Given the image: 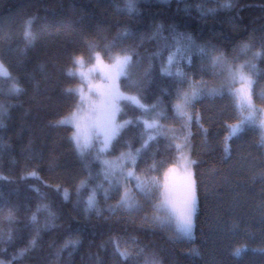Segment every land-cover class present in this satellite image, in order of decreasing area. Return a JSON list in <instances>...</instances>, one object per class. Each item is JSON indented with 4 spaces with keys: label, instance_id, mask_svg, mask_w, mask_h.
Wrapping results in <instances>:
<instances>
[{
    "label": "trees",
    "instance_id": "obj_1",
    "mask_svg": "<svg viewBox=\"0 0 264 264\" xmlns=\"http://www.w3.org/2000/svg\"><path fill=\"white\" fill-rule=\"evenodd\" d=\"M128 3L0 0V61L14 78L0 76V261L145 264L155 258L159 264H264V179L259 175L264 171V147L260 145L264 132L259 120L245 125L229 142L230 154H225L227 125L239 123L242 114L228 93L227 72L213 66L211 60L222 54L235 67L251 56L249 52L235 58L241 45L264 51V0H131V12ZM226 3L232 7H222ZM29 20L34 37L30 42L24 35ZM178 49L184 56L179 64L174 58L172 72L179 68L186 74L183 80L163 72L167 56ZM126 50H131L135 84L129 86L122 77L121 90L139 96L149 108L144 112L122 103L119 120L131 123L114 138L109 153L115 157L141 149L149 135L143 121L163 113L158 117L162 134H156L141 151L136 176L163 181L164 172L177 163L180 153L176 145L190 153L196 161L193 172L198 197L192 239L182 238L172 225L162 227L154 222L153 216L159 214L153 209L158 194L154 190L150 198L141 196L132 180L130 190L140 205L138 211L129 214L118 208L110 213L109 206L117 205L122 194L114 189H109L107 200L102 191L97 192L99 215L83 211L91 187L108 183L103 171L100 179L95 175L100 169L95 149L81 157L71 140L72 127L58 125L79 103L75 91L67 89L83 83L68 72L74 68V56L82 55L89 65L94 62V52L110 60ZM254 63V69L246 66L244 71L254 81L255 108L264 110V57ZM13 83L23 91L13 92ZM190 85L224 87L222 94L205 92L189 107L200 122L193 119L188 136L174 105L179 102L178 92L190 91ZM232 87L238 88V82ZM81 180L88 183L78 197ZM64 189L69 193L67 200ZM33 239L34 247L30 246ZM117 245L120 251L127 250L126 261L116 255ZM238 248L242 251L237 256ZM24 249L25 254L19 256ZM194 250L199 254H192ZM13 256L17 258L13 260Z\"/></svg>",
    "mask_w": 264,
    "mask_h": 264
},
{
    "label": "snow or ice",
    "instance_id": "obj_2",
    "mask_svg": "<svg viewBox=\"0 0 264 264\" xmlns=\"http://www.w3.org/2000/svg\"><path fill=\"white\" fill-rule=\"evenodd\" d=\"M127 10L129 12L134 10V4H127ZM222 7L230 9L231 3H226ZM127 35V33H124ZM25 38L29 42L34 38L32 34V21L27 22L25 32ZM190 46L192 45L191 38H189ZM264 47V45H262ZM94 50V49H93ZM131 50H126L122 54H117L110 57L111 63L105 64L101 58L99 52H94V63L90 68L85 70V60L82 55L74 56L73 65L74 68L70 69L68 75H78L82 82H86V89L84 87H78L76 89L69 88L68 92H73L79 96V103L76 105L75 110L69 115L58 121V125H70L73 129L71 140L75 146V149L81 157H84L89 150L93 147V142L98 141L99 147L96 149V160L99 161L103 169V177L105 182L108 183L109 189H114L117 194H120L121 188H123L122 194H120L119 203L115 206H109L108 211L115 213L118 208H123L126 212L131 214L138 211L140 205L136 200L135 195L130 191L123 181L134 180L136 192L145 198H150L153 191L158 194V200L153 204V209L156 213H163V215L156 214L153 216V221L160 226H166L172 222H175L177 226V232L182 238L192 239L194 230V218L197 213L198 197L196 194V181L194 179L193 165L196 164L195 160H192L187 153L182 150L181 145L177 144L176 148L179 151L177 157V163L169 167L163 176V181L156 177L148 179H142L136 176L134 173V167L136 165L137 158L139 157L143 148L147 147L148 141L155 139L156 134L159 133L161 126L157 120H153L151 123L148 120H144L143 124L145 130H151L152 134L148 135L147 140L142 144L141 149H136L135 152L131 150L126 153H121L120 157L116 160L103 159V155L107 152L111 142L119 133L120 129L124 127V124H130V120H125L124 124L117 122V115L122 111V103L132 104L136 108L147 112L149 106L143 103L139 96L129 95L121 91L120 80L123 77L129 86L134 85L135 81L131 79V69L133 67V58L130 54ZM203 54V50L201 49ZM251 52V56L241 64L235 67L227 60L223 55L212 56L211 60L213 66L222 67L228 74L227 88L229 95L233 96L237 101V107L241 110L242 119L237 125H227L228 135L224 138L223 150L226 155L231 152L230 141L244 131L245 125L256 124L259 118V128L264 132V110H260L259 117L257 116V110L252 102V85L254 81L251 76L245 74V67L255 68L254 61L256 59L264 57V51L254 52L251 50L249 44H243L239 47V53L235 56L236 59L240 55H247ZM184 54L178 49L176 53L169 54L167 56V65L163 68V72L166 75H175L182 80L186 79V74L177 68L175 73L172 72V66L174 58L176 63L183 59ZM191 61H189V64ZM98 73L94 79L92 73ZM0 76H4L8 79H14L9 73L6 66L0 62ZM236 82H239V88H233ZM207 89L205 87H193L190 85V91L178 92L179 102L174 105V111L176 116L184 121V127L188 129L187 135H191V125L193 119L199 124L200 117L188 111L189 107L202 95L207 92L209 95H216L218 91L222 94V88ZM12 91L20 93L23 91L17 83H13ZM153 108L156 106L153 105ZM247 115H243L244 112ZM162 112H157L156 117L162 116ZM202 127V126H201ZM204 134L207 135V130L204 129ZM187 139V136L185 137ZM260 145L264 147V135L260 138ZM129 148L131 146L129 145ZM131 165V167H128ZM87 168V163L85 164ZM155 168V164L153 165ZM35 177L36 173H30ZM91 178V173H89ZM260 178L264 179V171L260 174ZM3 178V177H0ZM87 181L81 180L77 185V196L79 197L81 189L87 186ZM109 189H105L102 183H97L91 187L90 194L87 199L83 201L82 207L85 213L96 212L100 214L101 210L98 207L96 194L102 191L104 199L109 198ZM69 193L67 189L63 190V197L68 199ZM78 203L80 201L78 200ZM45 211L49 216H53V213L47 205H43ZM40 209L38 208L37 211ZM37 217L32 215L31 220L35 224ZM44 227H48L46 222ZM39 235V228H37V236ZM11 240V236L8 237ZM36 240L30 241V246L34 247ZM26 249L21 250L18 255L23 256ZM143 252V249L139 250ZM241 249L235 250V255H240ZM194 255H198V251L194 250ZM116 255L122 260L128 259L127 250L120 251L119 245L116 246ZM17 257L13 256V260ZM0 264H4V261H0ZM145 264H159V261L155 258L147 259Z\"/></svg>",
    "mask_w": 264,
    "mask_h": 264
},
{
    "label": "rangeland",
    "instance_id": "obj_3",
    "mask_svg": "<svg viewBox=\"0 0 264 264\" xmlns=\"http://www.w3.org/2000/svg\"><path fill=\"white\" fill-rule=\"evenodd\" d=\"M101 58H102V60L104 61V63L105 64H108V63H111V60H106V59H104L102 56H101ZM1 62V61H0ZM94 63V62H93ZM93 63H91V64H89V65H86V68H85V70H87V68H90L91 66H92V64ZM7 68V67H6ZM73 69V68H72ZM245 74H247V75H249L247 72H245ZM97 75H98V73H96V72H93L92 73V76H93V78L95 79L96 77H97ZM78 87H84L85 88V90H87L86 89V82H83V83H81V84H79L77 87H75V89L76 88H78ZM240 87V84H239V82H238V88ZM122 91V90H121ZM130 95V94H129ZM121 107H122V105H121ZM256 110H257V116L259 117V115H260V110L258 109V108H256ZM70 115V114H69ZM69 115H66V116H69ZM156 115V114H155ZM245 115H247V112H246V114ZM65 116V117H66ZM64 118V117H63ZM62 119V118H61ZM146 120H148L150 123L154 120H151V119H148V118H145ZM155 120H157V122H158V118L157 117H155ZM257 120H259V118L257 119ZM117 122L118 123H120V124H124V121H120L119 120V117H118V115H117ZM240 123V122H239ZM239 123H237V124H239ZM158 124H160V122H158ZM236 124V125H237ZM125 125H127V124H124V126ZM122 129V128H121ZM121 129H120V131H121ZM119 131V132H120ZM148 134L150 135V134H152V131L151 130H148ZM98 142V141H97ZM113 142V141H112ZM112 142H111V144H112ZM95 143H96V141H94L93 142V147L92 148H94L95 149V151H94V153H95V156H96V149L100 146V145H95ZM99 143V142H98ZM149 143H150V141H148V144H147V146L149 145ZM111 144H110V146H109V148H108V150H107V152H105L104 153V155H103V159H107V160H116L117 158H119L120 156L118 155V156H115V157H113L112 155H110V153H109V150H110V147H111ZM183 150V149H182ZM184 151V150H183ZM185 152V151H184ZM124 153H126V152H124ZM185 153H187L188 154V156L191 158V155H190V153L189 152H185ZM192 159V158H191ZM98 161V160H97ZM99 162V161H98ZM99 165H100V163H99ZM128 167H131V165H129ZM134 173H135V175L137 174V172H136V170H135V167H134ZM103 171V169H102V166L100 165V169H99V173H96L95 175H98V178L100 179V175H101V172ZM103 176V175H102ZM133 182H135L134 180H132ZM123 183L127 186V188L130 190V188H131V185H132V182H131V180H129V181H123ZM105 189H109V185L107 184L105 187H104ZM131 191V190H130ZM121 192H123V188L121 189ZM159 215H163V213H159ZM168 225H172V226H174V229L176 230V232H177V226H176V224H175V222H172V224H168ZM178 233V232H177ZM194 236H195V230H193V238H194Z\"/></svg>",
    "mask_w": 264,
    "mask_h": 264
},
{
    "label": "bare ground",
    "instance_id": "obj_4",
    "mask_svg": "<svg viewBox=\"0 0 264 264\" xmlns=\"http://www.w3.org/2000/svg\"><path fill=\"white\" fill-rule=\"evenodd\" d=\"M119 115V114H118Z\"/></svg>",
    "mask_w": 264,
    "mask_h": 264
}]
</instances>
